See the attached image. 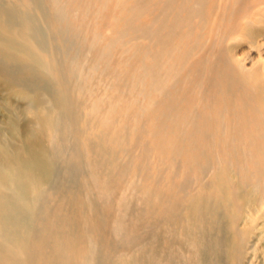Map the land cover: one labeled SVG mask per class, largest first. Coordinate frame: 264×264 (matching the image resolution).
<instances>
[{"label": "rangeland", "instance_id": "rangeland-1", "mask_svg": "<svg viewBox=\"0 0 264 264\" xmlns=\"http://www.w3.org/2000/svg\"><path fill=\"white\" fill-rule=\"evenodd\" d=\"M0 264H264V0H0Z\"/></svg>", "mask_w": 264, "mask_h": 264}]
</instances>
